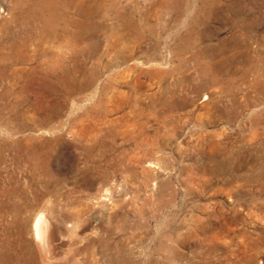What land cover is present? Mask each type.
Masks as SVG:
<instances>
[{
	"label": "rangeland",
	"instance_id": "obj_1",
	"mask_svg": "<svg viewBox=\"0 0 264 264\" xmlns=\"http://www.w3.org/2000/svg\"><path fill=\"white\" fill-rule=\"evenodd\" d=\"M38 1L0 0V264H264V0Z\"/></svg>",
	"mask_w": 264,
	"mask_h": 264
},
{
	"label": "bare ground",
	"instance_id": "obj_2",
	"mask_svg": "<svg viewBox=\"0 0 264 264\" xmlns=\"http://www.w3.org/2000/svg\"><path fill=\"white\" fill-rule=\"evenodd\" d=\"M25 0H18V3L19 2H23ZM42 1V0H41ZM163 1V0H162ZM187 2V0H184ZM183 0H174L175 2V5H172L169 3H166L167 7L171 6L175 9L176 7V10L178 13L180 11V4L184 2ZM27 2V1H26ZM50 1L46 0L45 2H35V3H32L30 8H27L25 11H24V15L26 16V18L28 17L29 19H35V20H44L42 17H41V14H39L40 10L42 9V6H45V7H49L50 5ZM20 4V3H19ZM18 4V5H19ZM26 5V4H25ZM23 7V6H22ZM98 7V6H96ZM172 8V9H173ZM24 10V9H23ZM42 13V12H41ZM92 13V14H91ZM91 13H89V15L86 14V19L87 20H90L93 18V13L91 11ZM126 13V12H125ZM127 14V13H126ZM132 15V13L128 14V18L130 19V24L127 23V26L125 25L124 29L126 30V33L130 36V38L132 37V39L134 40H138V35H141V33L139 34V30H138V24L137 23H133L134 21L132 20V17L130 16ZM123 14H120L118 15L119 19H123ZM25 18V20H26ZM128 19V20H129ZM48 20V19H47ZM44 21L45 22V26L47 27L50 23H49V20L48 21ZM122 21V20H121ZM43 22V23H44ZM34 23V22H33ZM42 23V22H41ZM37 25V24H36ZM80 25V24H79ZM39 26V25H38ZM93 26V25H92ZM89 27L87 28V31L90 30L92 31L91 29L93 27ZM42 27V26H41ZM112 28V27H111ZM46 29V28H45ZM126 35V34H124ZM51 36V35H50ZM140 37V38H141ZM126 54V53H125ZM124 55V54H123ZM125 58V57H124ZM82 87V86H81ZM72 92V91H71ZM69 93V91H68ZM28 140V139H27ZM13 141V140H11ZM251 141V140H250ZM6 143V142H5ZM9 143V141H8ZM27 143V142H26ZM29 143V142H28ZM24 144V143H23ZM29 145V144H28ZM27 147V146H26ZM25 147V148H26ZM37 148V147H36ZM7 149V148H6ZM23 149V148H22ZM24 150V149H23ZM29 150V149H28ZM19 151V150H18ZM20 152V151H19ZM22 154V153H21ZM32 154V153H31ZM27 156V155H26ZM49 155H47L48 157ZM25 157V156H24ZM33 158V157H32ZM31 158V159H32ZM229 158V157H228ZM42 159V158H41ZM28 160V159H27ZM32 161V160H31ZM34 163V162H33ZM40 163V161H39ZM44 164V163H42ZM49 164V162H48ZM52 172V171H51ZM50 172V173H51ZM57 178V177H56ZM1 201V200H0ZM5 204V203H4ZM3 203H0V211H5L6 209V206L4 205ZM44 206V210H40L38 213H36V216L33 220V224H32V229H33V235H34V238L36 239L37 241V247L39 249V251H37L38 253L40 252V255L41 257L40 258H46V259H51L54 257V254H55V249L58 248V245L56 243V241L60 239V235L62 234V223L65 222L63 219L61 218H56L55 215H53L52 213L49 212L48 209H45V205ZM41 206V207H43ZM48 206V205H47ZM51 206V205H50ZM49 208V207H47ZM55 209V208H54ZM48 210V212H47ZM51 210V209H50ZM17 213V212H16ZM54 213V212H53ZM57 213V212H55ZM60 213V212H59ZM72 214V213H71ZM15 215V214H14ZM19 215V214H18ZM62 215V214H61ZM69 216V215H68ZM73 216V215H72ZM60 217V216H59ZM71 219V218H69ZM68 219V220H69ZM30 220V219H29ZM66 223V222H65ZM68 223V222H67ZM18 224V223H17ZM20 224L21 226L23 227L24 230H26V227L28 225V218H25V217H21L20 218ZM66 226V225H64ZM8 231V230H7ZM21 235H22V241H21V244L22 246L18 245L17 246L14 244H10L9 242L7 241H0V249H31L28 242L24 239V232H21ZM65 236V235H64ZM20 237V236H19ZM8 239V238H7ZM59 244V243H58ZM84 248V247H83ZM81 249V248H80ZM15 250V251H16ZM37 250V248H36ZM88 250V249H87ZM11 251V250H10ZM29 251V250H28ZM5 252V251H4ZM31 252V251H30ZM29 252V253H30ZM82 252V251H81ZM5 255V254H4ZM71 255V254H70ZM2 256V255H1ZM69 256V255H68ZM37 257V256H35ZM70 258V257H68ZM3 260H6L7 262H9V264H13L14 261H22V262H25L27 263V260H28V252L26 251H22L20 254L16 255V256H12L10 254V256H5V258ZM33 260V259H32ZM41 260V259H40ZM30 261V260H29ZM46 261V260H45ZM44 261V262H45ZM32 263V262H31ZM16 264V263H15ZM21 264V263H20ZM29 264V263H28ZM42 264V262L40 263ZM72 264V263H71Z\"/></svg>",
	"mask_w": 264,
	"mask_h": 264
}]
</instances>
